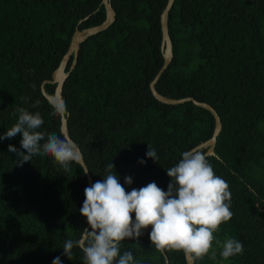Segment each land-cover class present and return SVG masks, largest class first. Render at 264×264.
<instances>
[{"label":"trees","instance_id":"1","mask_svg":"<svg viewBox=\"0 0 264 264\" xmlns=\"http://www.w3.org/2000/svg\"><path fill=\"white\" fill-rule=\"evenodd\" d=\"M167 2L112 0L115 22L82 43L65 82L70 136L94 183L112 162L126 190L156 182L167 191V168L212 136L209 110L191 101L164 104L151 92L164 63L161 14ZM105 18L102 0H0V135L24 107L41 114L38 131L64 136L42 83L52 79L76 28ZM169 28L174 57L157 90L218 111L223 128L207 157L232 193L234 216L214 234L215 259L210 252L194 257V264H264V0H175ZM55 88L46 84L51 95ZM21 139L18 133L0 140V264H53L56 257L62 264H84L80 247L71 259L63 249L88 226L79 211L89 186L83 167L72 162L65 171L50 155L20 164ZM9 144L17 153L8 151ZM149 145L159 161L146 156ZM150 231L122 241L121 254L131 251L139 264H167L166 255L169 264H186L183 251L156 249ZM227 238L241 241L243 254L224 260Z\"/></svg>","mask_w":264,"mask_h":264},{"label":"clouds","instance_id":"2","mask_svg":"<svg viewBox=\"0 0 264 264\" xmlns=\"http://www.w3.org/2000/svg\"><path fill=\"white\" fill-rule=\"evenodd\" d=\"M54 109V114L63 115L66 105L61 102ZM16 112L19 113L17 122L0 135V140L22 133L20 164L32 161L35 155H50L68 171L72 162L81 161L79 145L70 137L55 133L46 136L38 131L44 124L39 112L33 113L24 107H18ZM8 151L17 153V148L9 144ZM146 156L159 161L150 145ZM140 163L146 161L142 159ZM113 168L115 165L109 163L105 178L84 189L85 199L79 211L90 227L83 229L81 239L65 242L64 255L71 259L73 248L78 246L83 252L84 264H139L131 251L121 254L120 245L125 239L140 237L151 226L149 237L156 249L183 251L196 259H203L211 252L215 259L214 234L233 218L234 212L230 185L215 173L205 152L184 151L179 162L167 168L172 178L167 191L156 182L128 191L119 176L112 173ZM84 173L87 175L88 170L84 169ZM125 182L132 184V177H125ZM243 252L241 241L227 238L220 255L228 260ZM53 264H62L60 257Z\"/></svg>","mask_w":264,"mask_h":264},{"label":"water","instance_id":"3","mask_svg":"<svg viewBox=\"0 0 264 264\" xmlns=\"http://www.w3.org/2000/svg\"><path fill=\"white\" fill-rule=\"evenodd\" d=\"M174 2L175 0H168L166 7L164 8L161 14V28H162L161 50H162L163 57H164V63L161 69L159 70V72L154 77V79L151 81L150 89H151L152 94L155 96V98L164 104L178 105V104H183L188 101H191L196 106L205 108L213 114L214 119H215V126H214L212 136L208 140L200 143L199 145L193 148V149L200 150V151L206 150L205 153L207 155H211L214 153L218 136L220 135L222 128H223L222 119L218 111L209 103L199 101L193 97L189 96V97H184V98H172V97H168L160 93L157 90V83L159 82L165 70L171 64L173 57H174L173 42H172V38L170 35V28H169V13H170L171 8L174 5ZM102 4L104 5L105 10H106L105 20L98 25L91 26L88 28L80 29L79 27H77L72 36L69 49L66 52V54L63 56L62 61L60 62L58 68L53 72L52 79L45 80L42 83V86H41L42 93L52 105H56L61 102L65 104V100L63 98L64 85H65L67 78L70 76V74L72 73V71L75 69L77 65L79 52H80L82 43H84L89 37L106 30L108 27H110L115 22L117 18V13L113 7L112 0H102ZM71 59H72V62L70 63ZM48 83L56 85L55 93L53 95L49 94L46 90V84ZM68 117H69V113L66 108L65 113L61 115V132L64 136L66 135L71 138L69 127H68ZM79 164L83 167V169L88 170L87 178H88L89 186H91L94 182L90 174L89 168L85 162L83 153H82V159L79 162ZM89 227L90 226L88 225L87 228ZM185 257H186V264L195 263V259L193 255L185 254ZM166 262L167 264H169V258L167 255H166Z\"/></svg>","mask_w":264,"mask_h":264}]
</instances>
